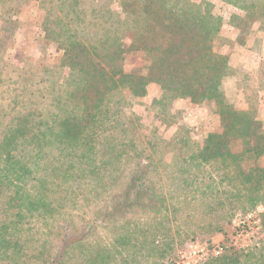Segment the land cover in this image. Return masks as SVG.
<instances>
[{"label":"trees","instance_id":"16d2710c","mask_svg":"<svg viewBox=\"0 0 264 264\" xmlns=\"http://www.w3.org/2000/svg\"><path fill=\"white\" fill-rule=\"evenodd\" d=\"M29 1L0 0V264H140L171 232L224 234L236 213L257 214L254 243L203 264H264V0H224L262 35L238 78L205 0ZM28 4L45 46L39 60L12 62ZM246 42L238 39L239 60ZM50 45L59 59L46 57ZM131 56L143 62L136 73ZM151 85L162 126L160 105L172 95L214 105L220 130L181 128L177 144L155 135L158 150L133 111Z\"/></svg>","mask_w":264,"mask_h":264},{"label":"rangeland","instance_id":"374dc122","mask_svg":"<svg viewBox=\"0 0 264 264\" xmlns=\"http://www.w3.org/2000/svg\"><path fill=\"white\" fill-rule=\"evenodd\" d=\"M205 1L211 5L213 13L222 20L219 41L217 42L218 50L229 59L231 66L230 74L238 78V51H240L238 48V39H246L249 49L256 51V54L259 53L262 35L257 32L258 25L247 24L246 26L244 22H239L238 17L242 19L243 14L237 8L228 5L224 0ZM27 3L31 2L27 0ZM34 16L36 18L37 12L36 8L31 6V4L21 9L18 17L20 18L22 27L15 35L12 49L7 55L8 59L13 58L17 54L24 53L34 61L39 60V51L45 46V42L41 44L37 43L36 35L39 32ZM239 24L240 28H242L241 32L238 30ZM246 32L251 33L252 37H246L248 36H245ZM46 54V57H50V61L59 59L60 56V52L56 51V46L52 45L47 47ZM11 61L13 62L12 59ZM27 65L33 66L31 63ZM142 66L143 62L140 57L131 56L127 64V70L136 73ZM232 80L228 79L225 82L226 89L229 92H232L231 90L234 87V80ZM159 94L158 89L154 85L149 86L148 95L133 108L134 113L140 117L144 125V133L148 135L151 141L157 143L158 150L163 149L165 144L156 141L155 135L170 139L169 142L177 144L176 137H173L181 128H192L191 131H194V133H197V131L214 132L220 130L219 118L214 114V105L210 103L195 105L186 99H180L172 95L166 96L160 105L161 110L167 114L166 118H163L164 121H167L166 125L162 126L160 122L152 118L156 110L151 107V103L153 99L160 97ZM234 103L238 104V102ZM262 108L264 109V105ZM192 140L196 142L200 141L196 135H192ZM233 149L234 152L240 151L239 142L234 144ZM257 164L258 166L264 167V156L257 161ZM204 170L209 174V168L205 167ZM206 172L197 177L198 187L205 188L207 185ZM262 211V208H258L256 212L261 213ZM256 217V213L247 216L236 213L228 219V222H222L224 224V234L210 235L201 232L197 235H186L182 232L180 238H178L171 232L173 240L169 242L170 244L168 245L166 242L162 245V242L159 240L157 245L160 246L156 250L161 253L162 250H165L163 248L168 247V256L161 259L157 252L153 256L144 255L140 258V264H203L210 256H217L227 250H238L251 246L256 239L254 233L258 231L256 227L258 220ZM153 261L157 262L154 263Z\"/></svg>","mask_w":264,"mask_h":264},{"label":"crops","instance_id":"0c3cea01","mask_svg":"<svg viewBox=\"0 0 264 264\" xmlns=\"http://www.w3.org/2000/svg\"><path fill=\"white\" fill-rule=\"evenodd\" d=\"M256 59H257V54L255 53V51L247 47V49L244 50V52H242V56L240 60L238 59V65H241L244 68H248L249 62L255 64Z\"/></svg>","mask_w":264,"mask_h":264}]
</instances>
